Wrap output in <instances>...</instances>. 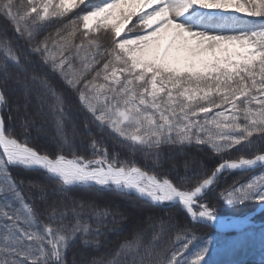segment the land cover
Returning a JSON list of instances; mask_svg holds the SVG:
<instances>
[{
	"label": "snow or ice",
	"instance_id": "snow-or-ice-1",
	"mask_svg": "<svg viewBox=\"0 0 264 264\" xmlns=\"http://www.w3.org/2000/svg\"><path fill=\"white\" fill-rule=\"evenodd\" d=\"M81 4L88 10L64 24L66 31L57 29L58 39L37 41L48 21ZM233 13L261 20L246 22ZM0 19L27 44L21 49L6 29L0 31V264H66V252L77 240L99 248L103 235L99 226L82 220L79 201L64 210L57 207L64 200L53 201L41 220L11 168L42 174L64 197L73 190L113 192L153 209L178 207L193 224L243 228L244 222L222 219L205 196L232 171L264 169V150L256 147L261 154L251 158L243 154L264 143V0H0ZM31 55L76 95L87 114L84 128L95 124L107 131L133 157L140 153L158 164L161 145L195 143L221 161L193 176L186 165L185 175L173 178L109 154L95 138L85 154L65 130L72 119L67 98L47 73L42 77L31 69ZM10 80L22 86L26 101L36 93L37 114L55 126V152L30 144V122L21 125L22 138L10 127L11 116L6 123L2 112ZM233 149L241 153L235 159ZM29 186L44 191L31 181ZM219 198L228 206L258 202L264 211V171L222 190ZM69 211L75 217L71 224ZM92 215L99 221L109 213L94 209ZM176 227L161 219L149 224L147 242V229L137 230L110 254L83 264H219L213 259L219 245L211 237L194 243L198 237L185 227L165 240Z\"/></svg>",
	"mask_w": 264,
	"mask_h": 264
},
{
	"label": "trees",
	"instance_id": "trees-1",
	"mask_svg": "<svg viewBox=\"0 0 264 264\" xmlns=\"http://www.w3.org/2000/svg\"><path fill=\"white\" fill-rule=\"evenodd\" d=\"M260 20L261 19H259V21ZM62 26L63 24H59L55 19H51L46 23V26L42 31H48L53 35L54 33L56 34L57 29L62 30ZM5 29L7 30L8 36L13 38L14 44L19 45L21 49L27 48V44L24 40L15 39V33L13 32L11 25L7 24L3 19H0V31ZM42 31L37 37L42 35ZM37 37V41L43 40L38 39ZM52 39H58V37L54 36ZM76 43H79V41ZM49 45L50 47L52 46L51 40L49 41ZM29 60L32 62L31 69L35 70V72L42 77L47 73V79L49 82L57 90L63 91V94L67 98V105L72 119L66 122L65 130L69 137L73 138V142L77 148L83 150L85 154H89L90 150L87 148V145L90 143L91 139L95 138L96 140L101 141L102 146L105 148H114L131 155L127 149L122 147L110 135H108L107 131L102 132L95 126V124H90L89 129L86 130L84 128V121L87 118V114L80 109L76 95L68 91L57 76H53L50 73L49 69L40 61L39 56L31 55L29 56ZM101 66L102 64L97 65V68ZM31 74L32 72L30 71L29 76H31ZM5 95L7 96L8 106L4 109L2 115L6 123L8 122V117H12L10 127L14 133L22 138L21 133L23 129L21 125L25 121H32V123H29L28 127V140L30 144L41 151H47L50 153L55 152V126L50 118L45 119L43 116L37 114L40 109L38 107L39 102L36 93L33 92L26 101L22 86L10 80L5 89ZM225 107H227V105ZM214 111H219V109ZM44 112H47V107L44 108ZM211 115L212 114H210V116ZM36 116L44 121L43 126H41L42 128L38 127L39 124L35 119ZM39 128L46 132L48 138L39 135ZM74 128L75 135H73ZM253 139L256 138L254 137ZM256 147L264 150V143L258 141L257 145L254 146L252 150L246 149L243 154L246 157L259 154L255 151ZM158 151V164H153L151 157L145 159L140 153H137L134 157L131 156L144 168L149 170L154 169L161 174L167 173L173 178L176 177L177 173L180 176L185 175L186 165L187 174L190 172L193 174L201 172L204 169L210 170L216 165L218 160L221 159L220 156L213 154L206 146L197 145L195 143L183 146L165 144L161 145ZM240 155L241 153L237 152L235 149L231 152V158L239 157ZM261 171H264V169L258 167L252 171H232L231 173L226 174L217 184L216 190L209 192L205 196V200L209 205L215 207L217 213L244 214L251 206H253V204L258 202H246L239 206H228L219 198V194L222 190L227 189L234 183H244L249 178L259 174ZM10 172L18 184L20 181H23L21 189L25 199L28 203L34 205L37 212L42 213L40 216L41 220L45 219L44 214L47 211H50L53 201L58 202L64 200V204H57V207H59L60 210H64L65 207L71 209L74 206L73 202L79 201L84 205V209L82 210V220L91 225L93 229H96L99 226V230L103 233L99 238V248L91 246L85 248L82 243L77 240L66 252V264H83V261L86 259H91L92 257L99 258L105 254H110L120 243L125 240H131L133 234L137 230H142L149 224L157 225L161 219L170 221V223L177 226L175 229H170L165 233V240L174 239L176 232L185 229V227L198 237V240L194 243H199L200 240L211 237L213 241L219 245L216 253L213 255V259L218 261L219 264H264V245L261 244V236L264 234V225L257 227L250 226L241 231L226 232V234H224V232L221 233L215 230H209L202 225L193 224L178 207L167 210L153 209L143 205L141 201L136 200L134 197L129 198L113 192L97 193L73 190L67 194V197H64L60 194L54 193L53 186L49 181L45 180L42 174L25 172L19 168H11ZM30 181L33 184H39L43 187L44 191L41 192L40 188L30 187ZM42 195L46 197V200L41 199ZM94 209L107 210L109 215L98 221L97 218L92 215ZM135 210L138 211L137 219L139 222H137L138 224L135 226H132L131 223L125 221L126 214L129 212H135ZM77 211H81V209L77 208ZM66 222L69 224L75 222V217L72 215L71 211L68 212ZM152 231L153 229L148 227L147 235L144 237L145 242L150 239ZM91 238L92 237H90V239Z\"/></svg>",
	"mask_w": 264,
	"mask_h": 264
},
{
	"label": "rangeland",
	"instance_id": "rangeland-1",
	"mask_svg": "<svg viewBox=\"0 0 264 264\" xmlns=\"http://www.w3.org/2000/svg\"><path fill=\"white\" fill-rule=\"evenodd\" d=\"M57 2H58V0H57ZM88 10V8H87V6H86V4H81V5H79L77 8H75V9H73L72 11H70V12H68L67 14H66V16L64 17V18H62V19H60V20H57L56 18H52V19H55V21L57 22V23H59V24H67L68 23V21L70 20V19H72V18H74L77 14H81V13H83V12H85V11H87ZM234 15H238V16H240L241 17V19L242 20H244V21H246V22H255V23H259L260 21H259V19H261V18H259V17H248V16H246L245 14H243V13H233ZM135 20H136V18L135 17H133V21H132V23H134L135 22ZM128 27H131V23L129 24V26ZM65 29H63V26H62V31H64ZM80 30L81 31H83V29H82V25H81V27H80ZM53 31V30H52ZM126 31H127V29H126ZM48 36H51V37H54V36H56L55 35V33L53 34V35H51L48 31H42V35L41 36H39V37H37L38 39H44L45 37H48ZM80 40V35H79V33H77V35H76V37H75V41L77 42V41H79ZM105 44H106V41H105ZM216 110V109H215ZM211 114V113H210ZM209 114V115H210ZM35 119H36V121H37V123L39 124L38 125V127H41V126H43V124H44V121L43 120H41V118L40 117H35ZM31 123H32V121H30ZM42 128V127H41ZM38 133H39V135L40 136H43L44 138H48V135L46 134V132L44 131V130H42V129H40L39 128V131H38ZM107 150H108V152H109V154H112V153H119V155H120V158L121 159H135V158H133L131 155H129V154H126L124 151H119V150H116V149H114V148H112V149H108L107 148ZM235 158H237V157H232V159H235ZM247 158H251V156L250 157H247ZM136 161V160H135ZM195 161V160H194ZM193 161V162H194ZM221 161V159L220 160H218V162L217 163H219ZM136 163H137V161H136ZM216 163V164H217ZM138 164V163H137ZM175 164V163H174ZM139 165V164H138ZM140 167H142V168H144L143 166H141V165H139ZM255 168H258V167H255ZM254 168V169H255ZM239 172V171H238ZM191 174V172L188 174V175H190ZM195 173H193V174H191L190 176H193ZM137 213H138V211L137 210H135V212H129V213H127L126 214V222H129V223H131V225L132 226H135L136 224H138L137 222H139V220L137 219ZM117 214V213H116ZM218 214V213H217ZM124 215H125V213H124ZM186 215V214H185ZM219 216H223V217H227V218H230V217H238L239 219H241V220H247V221H249V222H251V224H249V225H247V226H244L243 225V228L245 229L246 227H249V226H251V227H257V226H261V225H264V211H262L261 210V208L259 207V204L258 203H255V204H253V206H251L244 214H218ZM249 215H251V216H249ZM186 217H187V219L190 221V219L188 218V216L186 215ZM199 225H201V224H199ZM202 226H204V225H202ZM148 227H149V225H147L144 229H148ZM204 227H207L209 230H215V231H217V232H221V233H223L224 232V234H226V232H236V231H238L239 229L238 228H234V229H227V230H224V229H220V230H216L215 229V227L214 226H204ZM242 228V229H243ZM241 230V229H240Z\"/></svg>",
	"mask_w": 264,
	"mask_h": 264
},
{
	"label": "bare ground",
	"instance_id": "bare-ground-1",
	"mask_svg": "<svg viewBox=\"0 0 264 264\" xmlns=\"http://www.w3.org/2000/svg\"><path fill=\"white\" fill-rule=\"evenodd\" d=\"M222 219H224L225 221H227V219H225L224 217H221ZM230 221H236L234 219H231Z\"/></svg>",
	"mask_w": 264,
	"mask_h": 264
},
{
	"label": "water",
	"instance_id": "water-1",
	"mask_svg": "<svg viewBox=\"0 0 264 264\" xmlns=\"http://www.w3.org/2000/svg\"><path fill=\"white\" fill-rule=\"evenodd\" d=\"M244 224H249V222H248V221H246V222H244Z\"/></svg>",
	"mask_w": 264,
	"mask_h": 264
}]
</instances>
